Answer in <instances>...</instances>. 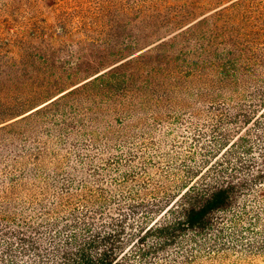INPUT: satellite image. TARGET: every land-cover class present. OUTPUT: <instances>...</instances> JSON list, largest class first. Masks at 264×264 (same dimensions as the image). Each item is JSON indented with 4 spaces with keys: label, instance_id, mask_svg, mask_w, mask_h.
I'll list each match as a JSON object with an SVG mask.
<instances>
[{
    "label": "trees",
    "instance_id": "1",
    "mask_svg": "<svg viewBox=\"0 0 264 264\" xmlns=\"http://www.w3.org/2000/svg\"><path fill=\"white\" fill-rule=\"evenodd\" d=\"M178 21L0 124L17 148L0 154V264H241L264 255V42L258 54L213 29L188 50L207 17ZM169 46L162 67L157 52ZM166 106L178 111L159 119ZM246 225L256 237L262 229L259 242L236 237Z\"/></svg>",
    "mask_w": 264,
    "mask_h": 264
},
{
    "label": "rangeland",
    "instance_id": "2",
    "mask_svg": "<svg viewBox=\"0 0 264 264\" xmlns=\"http://www.w3.org/2000/svg\"><path fill=\"white\" fill-rule=\"evenodd\" d=\"M228 1L0 0V124L101 72L125 55L130 44L136 48V40H141L139 44L143 47L147 42L171 33L175 19L180 20L177 24L183 25L207 17L201 26L203 29L199 28L197 34L189 36L188 50L195 46L193 40L215 29L216 33L221 31L216 39L223 40L225 30L232 39L247 43L246 48L261 54L264 0H245L239 6L227 8L219 16L212 14L215 9L228 6ZM156 22L160 26L156 27ZM235 45L231 47L239 53L240 48ZM165 49L157 52L162 67L170 56L169 51L173 52L170 46ZM188 50L185 51L188 53ZM80 110L86 121L95 117L94 112H91L92 116L86 112L87 116L84 109ZM175 110L164 107L159 119ZM116 116L118 113H111L108 120L113 122ZM130 117V121H137L135 114ZM19 129L16 127L10 132L24 133ZM6 135L0 134V154L17 151L12 145L14 142ZM192 137L190 134L180 145L181 149H177L181 155L189 152L194 143ZM262 188L264 186L257 190L262 191ZM261 231H257L259 236L256 237L246 225L235 235L245 240L244 244L253 242V238L257 243L262 239ZM174 252L168 248L160 253V258H169ZM167 262L164 259L157 261L158 264ZM241 264H264V255L251 257Z\"/></svg>",
    "mask_w": 264,
    "mask_h": 264
}]
</instances>
